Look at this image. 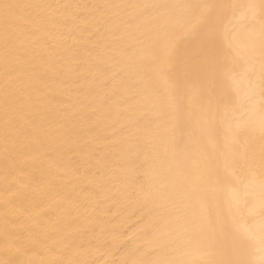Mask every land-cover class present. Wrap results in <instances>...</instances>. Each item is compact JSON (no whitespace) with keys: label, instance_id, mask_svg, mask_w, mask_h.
I'll list each match as a JSON object with an SVG mask.
<instances>
[{"label":"bare ground","instance_id":"bare-ground-1","mask_svg":"<svg viewBox=\"0 0 264 264\" xmlns=\"http://www.w3.org/2000/svg\"><path fill=\"white\" fill-rule=\"evenodd\" d=\"M0 264H264V0H0Z\"/></svg>","mask_w":264,"mask_h":264}]
</instances>
